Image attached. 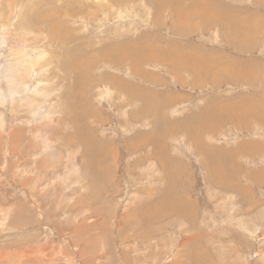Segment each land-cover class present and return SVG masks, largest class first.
Masks as SVG:
<instances>
[{"label": "rangeland", "instance_id": "374dc122", "mask_svg": "<svg viewBox=\"0 0 264 264\" xmlns=\"http://www.w3.org/2000/svg\"><path fill=\"white\" fill-rule=\"evenodd\" d=\"M29 1L0 0V264H264V0H103L72 64Z\"/></svg>", "mask_w": 264, "mask_h": 264}, {"label": "bare ground", "instance_id": "6f19581e", "mask_svg": "<svg viewBox=\"0 0 264 264\" xmlns=\"http://www.w3.org/2000/svg\"><path fill=\"white\" fill-rule=\"evenodd\" d=\"M89 1L97 4V6H95L93 8H88L87 4L89 3ZM102 1L103 0H45V3H46V5L49 8L48 11H45V10L40 9V7L42 6V0H31V1H29V4L30 5L32 3L34 4L33 7H32L34 10L29 12L26 18L24 16L25 22H26L25 27L33 30V32L43 29L44 31H46V35L49 37V40L51 42L58 43V44H61L63 46H66L64 55L67 58H69V64H72L73 57L85 55V52L79 49L78 45H80V44L77 43L76 39H75V37L78 36V35L83 36V35H81L80 31L77 30L76 26H74L75 22L77 20H79L80 18H82L84 16V14H85V19H82L81 20L82 22H85V20L89 19V17H90V19H91V17H96L98 15V12H99L98 8H99V6L102 5ZM157 1H159V0H157ZM160 1L163 2V3H166L168 6H170V1H168V0H160ZM205 8H206V6H205ZM205 8H204L202 13H200V11H199L198 14L199 15L204 14ZM94 10H97V11L94 12ZM210 12L212 13V10H210L207 13V15ZM220 14L223 17H225L224 13L220 12ZM30 15H32L31 16L32 22L29 21L30 20ZM217 15H218V13H217ZM33 18L36 19V23H33ZM228 18H229V16H228ZM213 19H215V18H213ZM73 22H74V24H73ZM182 25L183 26L185 25L184 21L182 22ZM29 29H27V30H29ZM27 35H28V31H27ZM42 37L45 38L46 36L43 35L42 31H40V33L38 35H36V38L40 39ZM143 46L140 43L135 45V46H132L129 43H125V44H121V45L120 44H113V45L109 46L107 49L102 51V58L104 60L117 62V63H123V61L128 60L129 64H131V66L135 68V64L138 63L139 52H140V50L142 49ZM172 48H175V49L173 50ZM182 49H183L182 47H179V46L178 47H173L171 45L168 48V50H163L162 49L159 53H157L156 55L152 56L149 61H152V60H158L160 62L167 61L168 60L167 56H171L169 58V60H171L173 53H175V58L177 60L181 56ZM133 50L135 51L136 56L133 55ZM180 50H181V52H180ZM243 66H245V65H243ZM230 78L232 79V76H230ZM114 82L116 84H123V82H120V81H117V80H114ZM74 100H75V98H74V96H72L69 99V103L70 104L73 103ZM228 107L226 105L219 106L220 110L223 111V115L220 113L221 111H214L215 113H213L211 116H210V114H205L203 116H199L198 120L201 123H205L206 125H209L208 127H211L210 121L215 119L216 122L213 123V124L214 125L218 124L217 127L226 125V124L220 125V123H219V122H223L225 120V123L230 124V125H235V127H237V128H241L242 124H244V123L240 122V115L239 114H231V115L228 114L227 112H231V110ZM216 110H217V108H216ZM215 115H217L218 117L214 118ZM72 117H75V115H72ZM243 117H247L248 120H252V121H256V120H258V122L261 121V120L264 121V118L261 115H259L257 113H254V112H250L249 113V111H246L245 114L243 113ZM246 122H248V121H245V123ZM157 132L159 134H157V135L153 134V136H154L153 139L154 140H157L158 136H160V137L163 136V130H160V131H157ZM217 132H218V130H216V133ZM193 135L196 137L195 134H193ZM151 138H152V136H151ZM201 139H202L201 137H197V139L194 140V142H196L195 145L197 147L199 146V144H201ZM85 141L88 144V146H87L88 147V151L85 154L86 155L92 154V151H94L95 147L92 146V147L89 148V141L86 140V139H85ZM252 146H254V145H252ZM204 147H206V146H204ZM259 149L260 148L258 147V150ZM255 150H257V149H255ZM259 152H260V150H259ZM262 152H264V151H262ZM227 170L231 174L236 169L233 168V169H227ZM103 175H105V173ZM226 175L220 174L218 172H216L214 174L211 173V179H212L213 185H216L215 187L218 190H221V191H224L227 187L233 186L232 189H229L227 191H236L237 183H236L235 178L233 180H231V175H230V178H229V176H226ZM258 175L259 174H255L253 176V180L254 181L259 182L260 178L258 177ZM223 184H224V186H222ZM242 190H243V188H242ZM248 193H251V192H248ZM249 199H251V197ZM173 207L174 206H172L171 209H174ZM238 242H239V240H238Z\"/></svg>", "mask_w": 264, "mask_h": 264}, {"label": "crops", "instance_id": "0c3cea01", "mask_svg": "<svg viewBox=\"0 0 264 264\" xmlns=\"http://www.w3.org/2000/svg\"><path fill=\"white\" fill-rule=\"evenodd\" d=\"M252 174H253V173H252ZM252 174H251V175H252Z\"/></svg>", "mask_w": 264, "mask_h": 264}]
</instances>
